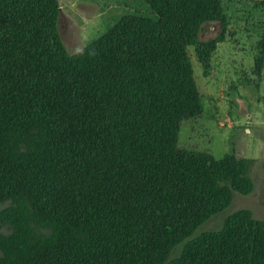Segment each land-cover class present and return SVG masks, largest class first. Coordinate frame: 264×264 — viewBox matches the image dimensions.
I'll use <instances>...</instances> for the list:
<instances>
[{
  "label": "trees",
  "instance_id": "1",
  "mask_svg": "<svg viewBox=\"0 0 264 264\" xmlns=\"http://www.w3.org/2000/svg\"><path fill=\"white\" fill-rule=\"evenodd\" d=\"M129 2L67 52L58 0H0V264H252L256 229L264 264L247 207L200 227L250 190L252 158L177 142L224 0Z\"/></svg>",
  "mask_w": 264,
  "mask_h": 264
},
{
  "label": "rangeland",
  "instance_id": "2",
  "mask_svg": "<svg viewBox=\"0 0 264 264\" xmlns=\"http://www.w3.org/2000/svg\"><path fill=\"white\" fill-rule=\"evenodd\" d=\"M58 2L56 25L67 52L79 49L131 8L129 0ZM224 11L223 25L218 19L200 23L199 38H219L206 74L191 58L202 109L181 121L177 142L206 148L214 157L228 150L251 157L248 174L252 185L245 193L232 191L228 205L203 221L201 228L218 227L223 216L237 207H247L254 217L264 219V7H254L248 0H224ZM258 48L262 62L257 65ZM260 248L261 232L256 229L252 264L259 263Z\"/></svg>",
  "mask_w": 264,
  "mask_h": 264
}]
</instances>
